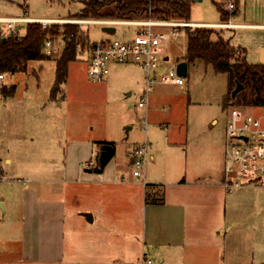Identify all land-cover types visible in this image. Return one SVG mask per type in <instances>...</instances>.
<instances>
[{
  "label": "rangeland",
  "instance_id": "374dc122",
  "mask_svg": "<svg viewBox=\"0 0 264 264\" xmlns=\"http://www.w3.org/2000/svg\"><path fill=\"white\" fill-rule=\"evenodd\" d=\"M217 2L222 4L218 0L194 1L189 19L201 22L264 23V0H234L236 8L228 11L232 13L226 21L216 7ZM83 5V0H0V15L48 16L70 20L120 19L109 16L70 17L78 13ZM105 10L111 8L107 7ZM68 23H77L78 32H87L91 41L121 37L124 34L128 36L134 29L125 25H114L115 31L109 32L106 25L99 23ZM214 28L217 32L212 35L213 40L224 39L231 45L245 50L244 58L247 62L259 63L261 48L264 47V27ZM59 30L62 32V28ZM24 33L25 31L22 34ZM59 43L60 51L55 56L48 55V58L41 60L32 59L24 63V69L22 64H18L16 71L2 72L0 93L5 87L6 94L2 95L7 97L0 96V157L5 176L9 179L0 183V191L6 188L7 184H13V189L8 192H16L21 182L33 175L31 168L52 164L54 172L60 171L64 155L58 147L57 132L49 127L51 123L60 125L58 122H64L70 137L80 136V131L81 135L84 133L94 141L91 155L93 165H90L93 172H97L95 168L98 145L102 142H112L115 145L114 154L105 167L116 163L120 173L126 178L125 183H130L138 182L139 178L144 180L143 176L133 175L131 155L133 149L140 144L139 139L143 137L140 127L146 118L147 123H157L161 147L168 142L169 145L175 146L177 151H188L190 158L213 149L215 156L217 154V162H221L223 166L225 128L230 107H243L254 114L264 111L262 106L245 104L242 101L224 106V96L231 86L229 76L227 73H216L211 65L199 59L188 64L184 84L157 83L149 93L148 109H145L146 106L138 108L136 102L144 86V72L131 63L113 64V68H118L122 74L110 78V72L105 82L94 81L88 75L87 58L85 54L79 53L81 50H76L77 57L69 63L66 79L54 97L50 88L54 81L55 60L59 58L64 47L62 42ZM43 48L44 46L42 52ZM186 48L187 33L184 30L163 39L160 53L162 56L167 55L168 59L164 60L161 69L172 67L183 60ZM125 76L136 80L132 85L125 86ZM8 82L16 83L17 86L11 95L9 86L3 84ZM129 88L132 89L131 95L127 94ZM246 96L249 99L250 95ZM57 101H60V105L56 104ZM214 119L217 122H212ZM187 121L191 125L188 138L182 133L184 136L179 134L171 138L173 135L168 134V137H165L168 127ZM165 124L166 129L163 126ZM129 125L132 128L127 129ZM5 156L11 158V163L4 161ZM149 164L147 167L150 168ZM117 176H120L119 172ZM146 180L150 181L149 177ZM94 181L95 184H74L78 193L69 198V203L74 209H78V214L67 222V264H113L110 261L112 258L122 262L133 259L135 255L132 249L130 251L129 244L123 246V242L128 239L116 237L112 230L99 229L97 213L93 221L87 218L88 213L97 211L95 194L98 193L104 200H121L124 197L115 189L125 187L122 184L99 186L98 181ZM152 187L150 183L147 186L151 194ZM103 189L109 194L102 193ZM225 194L227 205L224 225L230 224L231 227L226 229L221 226V234L225 233L220 236L225 244L222 250L227 256L239 247L249 248V251L245 252L248 261L258 263L259 257H264V187L246 185L231 191L225 190ZM250 247L255 248L257 252H252Z\"/></svg>",
  "mask_w": 264,
  "mask_h": 264
},
{
  "label": "crops",
  "instance_id": "0c3cea01",
  "mask_svg": "<svg viewBox=\"0 0 264 264\" xmlns=\"http://www.w3.org/2000/svg\"><path fill=\"white\" fill-rule=\"evenodd\" d=\"M237 23L247 27H264V23ZM25 28L22 27L21 35ZM261 61H264V47L259 55L258 62ZM22 66L24 69L25 65ZM110 72V78L122 74L113 65ZM125 79V86L132 85L136 80L127 76ZM3 84L7 87L13 85L14 91L17 87L13 82ZM127 94L131 95L132 89L129 88ZM0 96L7 97L2 93ZM56 104L60 105V101ZM148 104L145 109H148ZM58 123L60 125L51 123L49 127L57 132L58 147L63 151L60 171L54 172L52 164L31 168L32 171L29 167L33 175L24 179L16 192H8L13 189V184H7L0 191V264H67V222L78 214V209L73 208L69 198L78 193L74 184H95L94 180L98 181L99 186L122 184L125 187L115 189L124 197L121 200H104L98 193L95 194L97 211L90 214L91 221L95 219L96 213L99 215L98 226L102 231L112 230L116 237L128 239L123 242V246L129 244L130 251L132 249L135 254L128 261L120 262L112 258L110 261L113 264H264V257L261 256L258 263L248 261L245 252L249 248L239 247L227 256L222 250L225 244L220 236L225 233L221 234V226L226 229L231 226L224 225L227 195L221 184L222 165L217 162V154L215 156L213 149L190 158L188 151H177L168 142L161 147L157 123L149 121L144 129L141 125L143 137L138 142H147L148 148L150 143L144 180L139 178L138 182L125 183L126 178L116 163L107 168L104 166L100 172H93L90 165H93L91 155L94 141L84 133L81 135L80 131V136L70 137L64 122ZM129 126L128 129L132 128ZM163 126L165 128L166 124ZM190 126L187 121L171 128L166 127L165 137L168 134L173 135L171 138L186 134L188 138ZM162 143L164 145V141ZM4 161L11 163V158L5 156ZM117 172L120 176H117ZM148 177L150 181L146 180ZM8 179L0 157V183ZM144 182L153 185L152 194ZM159 185L162 187L159 188ZM104 189L101 192L109 194ZM231 204L234 205L232 201ZM250 249L257 252L253 247Z\"/></svg>",
  "mask_w": 264,
  "mask_h": 264
},
{
  "label": "built area",
  "instance_id": "2783aa9c",
  "mask_svg": "<svg viewBox=\"0 0 264 264\" xmlns=\"http://www.w3.org/2000/svg\"><path fill=\"white\" fill-rule=\"evenodd\" d=\"M223 10L236 8L234 0H218ZM148 10H151L149 8ZM94 22L106 26L125 25L133 27L131 35L121 37L88 40L85 50L87 72L94 81H104L113 64L131 63L144 72V86L140 91L136 106L148 104L149 93L157 83L184 84L185 76L177 72L175 63L172 67L163 68L167 55L160 53L161 42L169 35L186 31L195 27H238L244 24L227 22H201L190 19L153 17L151 15L132 19L103 18L98 20H70L35 18L27 15H0V39L15 33L20 34L22 27L30 22H39L48 27L52 22ZM24 24V25H23ZM64 44V35L53 37L47 35L43 43V53L55 56L60 51V43ZM64 46V45H63ZM76 50H81L80 42H76ZM62 49V48H61ZM2 73H0V83ZM147 125V120L142 129ZM149 160L148 143L141 142L132 151L131 162L133 175H144ZM221 184L225 190L246 185L264 187V111L254 114L239 106H231L225 128L224 161L221 171ZM144 185H147L144 182ZM151 195H148L150 197ZM150 262V259H147Z\"/></svg>",
  "mask_w": 264,
  "mask_h": 264
},
{
  "label": "trees",
  "instance_id": "16d2710c",
  "mask_svg": "<svg viewBox=\"0 0 264 264\" xmlns=\"http://www.w3.org/2000/svg\"><path fill=\"white\" fill-rule=\"evenodd\" d=\"M84 5L78 13L70 15L74 18L115 17L141 18L149 15L175 19H189L193 0H83ZM111 8L106 11L105 8ZM216 7L221 17L229 19L231 13L222 9L217 2ZM151 8V10H148ZM62 28V32H60ZM214 27L187 28V48L183 57L187 63L202 60L211 65L216 73H227L231 84L223 99L224 106L242 101L264 107V63H249L244 58L245 50L231 45L224 39L213 40L212 35L217 32ZM64 35V47L56 62L55 79L51 87V95L55 97L60 90L67 74V66L77 57L76 42H80L81 52L84 54L89 40L87 32H78L77 23H52L42 27L39 22H30L23 35L13 34L4 41L0 39V73L17 69L18 64H24L29 59H45L49 56L42 52L44 39L47 35L57 37ZM238 79L244 89L231 100V90ZM5 88V87H4ZM2 89L1 93L6 94ZM12 94L14 86H9ZM247 94L250 96L247 99ZM8 95V94H7ZM241 98V99H240ZM113 146H115L112 142ZM147 184L146 186H148ZM150 193V192H149Z\"/></svg>",
  "mask_w": 264,
  "mask_h": 264
},
{
  "label": "water",
  "instance_id": "95a60500",
  "mask_svg": "<svg viewBox=\"0 0 264 264\" xmlns=\"http://www.w3.org/2000/svg\"><path fill=\"white\" fill-rule=\"evenodd\" d=\"M193 1H201V0H193ZM109 32H114L115 27L114 26H107L106 27ZM5 38H2V41H4ZM262 63L264 61H261ZM177 72L182 75L186 76L187 69H188V63L186 60H180L176 64ZM244 89V85L238 80L235 79V85L231 90L230 96L231 100L233 101L236 97V94ZM130 126L127 127V129ZM114 154V146L111 143L102 142L98 145V153L96 157V168L95 171L100 172L102 168L107 164V162L110 160V158ZM87 171H90V169L87 168ZM88 220H92V216L90 213L87 214Z\"/></svg>",
  "mask_w": 264,
  "mask_h": 264
}]
</instances>
